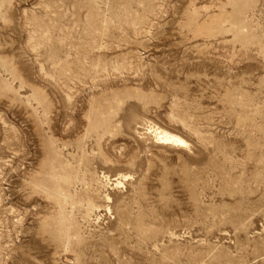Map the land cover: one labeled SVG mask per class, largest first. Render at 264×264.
<instances>
[{"label":"rangeland","instance_id":"rangeland-1","mask_svg":"<svg viewBox=\"0 0 264 264\" xmlns=\"http://www.w3.org/2000/svg\"><path fill=\"white\" fill-rule=\"evenodd\" d=\"M0 264H264V0H0Z\"/></svg>","mask_w":264,"mask_h":264},{"label":"bare ground","instance_id":"bare-ground-1","mask_svg":"<svg viewBox=\"0 0 264 264\" xmlns=\"http://www.w3.org/2000/svg\"><path fill=\"white\" fill-rule=\"evenodd\" d=\"M161 140L165 143V144H173V145H185V143L179 139L176 136L173 135H169V134H163Z\"/></svg>","mask_w":264,"mask_h":264}]
</instances>
